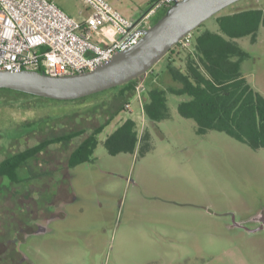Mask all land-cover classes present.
I'll list each match as a JSON object with an SVG mask.
<instances>
[{
  "label": "rangeland",
  "instance_id": "1",
  "mask_svg": "<svg viewBox=\"0 0 264 264\" xmlns=\"http://www.w3.org/2000/svg\"><path fill=\"white\" fill-rule=\"evenodd\" d=\"M54 1L75 18L84 10L79 0ZM107 1L133 20L153 3ZM263 5L264 0H238L220 13ZM216 26L211 16L198 27ZM238 42L248 53L241 72L264 96V26L259 27L254 42L249 36L238 38ZM166 64L164 58L157 61L155 74ZM147 80L144 73L137 80L144 92ZM116 87L57 102L0 94V161L41 140L77 132L69 140L49 144L30 161L34 170L28 175L38 177L33 182L27 180L26 196H15L21 186L4 187L0 182V229L3 232L7 227L5 238L21 232L14 250L24 256V262L264 264V231L234 225H251L247 218L264 209V148L253 149L217 130L198 135L195 121L177 110L186 95L167 93L170 117L150 124L137 96L125 98ZM126 102L131 110L121 109ZM108 117L111 122L98 135L90 161L67 171L54 170L50 180L45 178L49 170L64 167L75 144ZM127 117L136 120L139 135L149 133L151 147L144 155L138 148L133 153L111 155L104 146L105 137ZM38 120L43 125H24ZM43 180L57 189L60 195L51 198H59L60 206L42 203ZM16 200L24 210L13 207ZM37 209L43 216L51 213L53 219L43 217L38 226L44 230L26 232L24 228H32L27 218ZM37 220L31 221L37 224Z\"/></svg>",
  "mask_w": 264,
  "mask_h": 264
},
{
  "label": "trees",
  "instance_id": "2",
  "mask_svg": "<svg viewBox=\"0 0 264 264\" xmlns=\"http://www.w3.org/2000/svg\"><path fill=\"white\" fill-rule=\"evenodd\" d=\"M165 11L166 8L153 23ZM213 16L217 24L215 29L200 30L198 25L189 33L192 47H182L176 43L161 58L167 61L163 71L168 75V82L161 83L160 71L153 75L157 79L151 80L150 83L149 78L145 82L147 89L145 88V92L143 89L141 93L144 99L141 110L147 121L155 124L170 117L167 93L186 95L188 98L178 103L177 110L182 117L195 121V131L198 135H203L209 130H217L248 144L253 149L264 148V96L249 84L241 72V63L248 53L238 42V38L245 36H249L252 42L256 40L259 27L264 26V5L249 6L228 13L219 11ZM153 67L146 73L152 72ZM138 78L117 86L120 87V94L125 98L135 95L134 88ZM0 94L12 98L32 96L56 102L66 101L8 88H1ZM121 109L125 110V107ZM111 117L95 126L75 144L66 159L69 167L91 160L98 144V135L111 122ZM37 122L38 126L43 125L39 120L24 125L30 128ZM76 134L77 132H70L44 139L27 149L9 153L0 161V177L7 178V186H21L19 194H15L17 198L26 196L29 185L24 183V177L21 176L23 165L35 158L36 154L49 144L69 140ZM104 146L111 155L133 153L137 148L139 154L144 155L151 147L148 131L139 135L137 122L132 117L122 120L105 137ZM0 188L3 187L0 185ZM21 204L16 200L13 207L17 205V208L24 210ZM2 221L4 224L5 221ZM1 238L6 240L0 229Z\"/></svg>",
  "mask_w": 264,
  "mask_h": 264
},
{
  "label": "built area",
  "instance_id": "3",
  "mask_svg": "<svg viewBox=\"0 0 264 264\" xmlns=\"http://www.w3.org/2000/svg\"><path fill=\"white\" fill-rule=\"evenodd\" d=\"M79 1L84 10L75 18L54 0H0V70L34 69L52 75L89 70L136 43L148 26V14L133 20L107 0ZM175 1L154 0L152 8L165 9ZM177 43L191 46V36ZM143 89L140 83L134 88L141 108ZM124 107L131 110L129 103Z\"/></svg>",
  "mask_w": 264,
  "mask_h": 264
},
{
  "label": "water",
  "instance_id": "4",
  "mask_svg": "<svg viewBox=\"0 0 264 264\" xmlns=\"http://www.w3.org/2000/svg\"><path fill=\"white\" fill-rule=\"evenodd\" d=\"M236 1L177 0L155 23L142 30L136 43L116 51L109 60L94 68L57 75L34 69L0 70V89L70 100L125 84L147 72L182 37Z\"/></svg>",
  "mask_w": 264,
  "mask_h": 264
},
{
  "label": "flooded vegetation",
  "instance_id": "5",
  "mask_svg": "<svg viewBox=\"0 0 264 264\" xmlns=\"http://www.w3.org/2000/svg\"><path fill=\"white\" fill-rule=\"evenodd\" d=\"M149 8H147L149 10L145 13V14H148V18H147V22H146L147 25H151L159 17V15L162 13V11L164 10V8H156V9H153L152 7H149ZM70 100H74V99H70ZM28 147H30V146H28ZM24 149H27V147L24 148ZM24 149H22V150H24ZM22 150H16V151H22ZM41 152H39V153H41ZM38 154H36V156ZM30 161L26 165H23V167L21 169L22 170L21 176L23 175V177H24L23 179L25 180V183L28 184V185H29L30 182L35 181V177H36L34 175H28L29 171L34 170V168H32V166L30 165ZM33 165H37V164H33ZM69 168H71V167H69L67 162H66L64 167L58 166L57 168H55L53 170H49V172L46 174L45 178L49 179V177H50V179H51L50 174H53L52 172L54 170H65V171H67V170H69ZM38 170H41V172L39 173V176L42 178L43 169L41 168V169H38ZM37 177H38V175H37ZM23 179H22V181H23ZM27 180H29L30 182L28 183ZM0 182L4 183V187H7V184H8L7 178L2 177ZM67 182H68V178H67ZM42 187L44 188L43 192H42V194L44 193L42 195L43 196L42 203H46V201H47L48 203H52L55 206H60L59 205L60 204V201H59L60 199L59 198L55 199V200L54 199L52 200V198H51V196H53V195H56V196L60 195L57 192V189H54L50 184H47L44 180H43ZM38 206H39V204H38ZM45 212H44V214H45ZM43 217L44 218H48L49 221L51 219H53L51 213L48 216H43L38 209L36 211H32L31 218H27V221H26L27 225L32 226V228H24V229H26L25 231L30 233V232H38L40 230H44L45 227L41 228V227L38 226V224L41 226V222H39V220L42 219ZM34 218L35 219L38 218L37 224L36 223L33 224V221H31ZM246 221L248 223H250L251 225H248L245 222H234V225L235 226H239V227H244L245 229H247L249 231H253V230H262V231H264V209H262L261 211H259L255 215H253L251 217H248ZM5 228L7 229V227H5ZM5 228H4L3 232H2V233H4V235L6 234V231H7V230H5ZM23 233H25V232H23ZM14 234H15V236L11 235L8 238V242H7V238H5L6 240H2V238L0 239V264H26L24 262V256H22L16 249L14 250V246L16 245V247H17V245H19V243L17 241L18 240L17 239V235L21 237V238H19V240L22 239L21 232H18L17 234L14 233ZM13 237H15L16 239H14Z\"/></svg>",
  "mask_w": 264,
  "mask_h": 264
},
{
  "label": "crops",
  "instance_id": "6",
  "mask_svg": "<svg viewBox=\"0 0 264 264\" xmlns=\"http://www.w3.org/2000/svg\"><path fill=\"white\" fill-rule=\"evenodd\" d=\"M153 2H154V0H152ZM152 5H153V3H152ZM159 8H164V7H159ZM168 8V7H167ZM166 8V9H167ZM149 26V25H148ZM191 47H192V44H191ZM164 69L162 68L161 70H160V74H159V78H160V81H161V83H166V82H168V78H167V73H165L164 71H163ZM155 70H154V67H153V70H152V72H150V73H144L145 75H146V78L148 77V79L150 80V83H151V80H154V79H157V77H153V75L155 74V72H154ZM153 77V78H152ZM152 78V79H151ZM188 97L186 96V97H184V99H182V100H186ZM181 100V101H182Z\"/></svg>",
  "mask_w": 264,
  "mask_h": 264
}]
</instances>
